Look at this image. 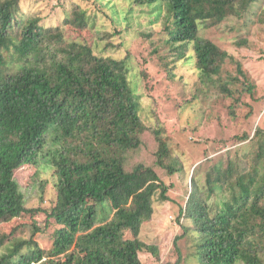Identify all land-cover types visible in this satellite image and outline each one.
<instances>
[{
    "label": "trees",
    "instance_id": "16d2710c",
    "mask_svg": "<svg viewBox=\"0 0 264 264\" xmlns=\"http://www.w3.org/2000/svg\"><path fill=\"white\" fill-rule=\"evenodd\" d=\"M20 1L0 0V227L42 213L45 227L52 222L56 228L49 249L33 240L41 231L36 226L0 231V264H141L142 251L158 258L157 246L141 242L140 231L152 218L154 202L168 201L157 170L172 176L183 167L154 128L158 150L152 165L140 162L127 170L128 153L140 148L148 131L130 80V59L65 43L62 26L88 27L90 18L78 6L64 11L59 27L49 28L22 11ZM98 2L109 10L117 33L125 31L131 7ZM131 4L147 9L149 25L163 24V42L174 61H192L204 79L219 75L228 55L198 36L200 26L231 16L264 25V0ZM240 140L248 141L247 151L237 150L233 158L227 151L191 175L181 212L185 223L174 244L190 236L195 264H264V130ZM28 165L52 169L56 201L50 212L25 207L14 172Z\"/></svg>",
    "mask_w": 264,
    "mask_h": 264
},
{
    "label": "rangeland",
    "instance_id": "374dc122",
    "mask_svg": "<svg viewBox=\"0 0 264 264\" xmlns=\"http://www.w3.org/2000/svg\"><path fill=\"white\" fill-rule=\"evenodd\" d=\"M133 0H112L117 9L131 7L132 21L122 33H117L108 9L98 0H22V11L31 12L44 27H59L64 11L74 5L90 18L88 27L75 30L63 27L65 43L77 41L89 46L97 56L130 59L131 74L142 111L141 119L148 131L141 136V146L128 153L127 170L137 163L152 165L158 143L152 130L159 129L173 156L181 161L183 171L168 176L157 170L160 180L168 187V201L154 202L150 221L143 224L139 239L155 245L159 257L142 251L141 264H195L191 238L179 239L180 224L185 223L181 212L186 206L190 178L195 168L205 166L207 160L217 162L227 151H247V140L256 130H264V25H252L247 17L231 16L216 26L203 29L198 36L214 43L226 52L219 75L204 79L192 61H174L173 51L164 45L166 34L161 22L151 23ZM249 16V15H248ZM168 63V67L165 66ZM226 158V156H225ZM52 169L25 166L14 172V179L25 197V207L41 208L47 212L54 207L56 191ZM200 184L204 173L198 176ZM45 214L25 216L2 225L0 231L9 232L19 224L34 226L41 231L32 238L41 248L49 249L55 226L45 227ZM31 232L23 235L29 238ZM125 238H131L126 233ZM241 264V263H239Z\"/></svg>",
    "mask_w": 264,
    "mask_h": 264
}]
</instances>
